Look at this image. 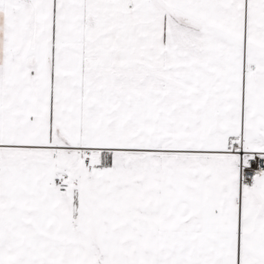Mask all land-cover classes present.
Wrapping results in <instances>:
<instances>
[{"label": "snow or ice", "instance_id": "6c2138e0", "mask_svg": "<svg viewBox=\"0 0 264 264\" xmlns=\"http://www.w3.org/2000/svg\"><path fill=\"white\" fill-rule=\"evenodd\" d=\"M0 264H264V0H0Z\"/></svg>", "mask_w": 264, "mask_h": 264}]
</instances>
